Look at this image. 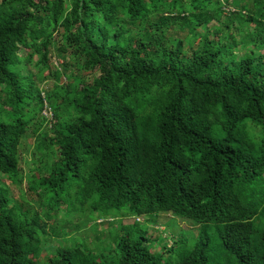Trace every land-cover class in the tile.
Listing matches in <instances>:
<instances>
[{"label":"trees","instance_id":"obj_1","mask_svg":"<svg viewBox=\"0 0 264 264\" xmlns=\"http://www.w3.org/2000/svg\"><path fill=\"white\" fill-rule=\"evenodd\" d=\"M263 207L264 0H0V264H264Z\"/></svg>","mask_w":264,"mask_h":264},{"label":"rangeland","instance_id":"obj_2","mask_svg":"<svg viewBox=\"0 0 264 264\" xmlns=\"http://www.w3.org/2000/svg\"><path fill=\"white\" fill-rule=\"evenodd\" d=\"M225 6V5H224ZM227 7V6H226ZM241 18L237 19L235 21L236 24H240L241 22ZM221 24L218 23V26H220ZM134 32H137L136 29ZM180 36L183 35L182 31H180L178 33ZM244 48H240V51H243ZM24 51H26V49H20V53H23ZM37 58V55L36 54H33L31 59H30V62L28 64L26 63H23V62H19L16 66H13L11 67L12 69H19L22 73H24L25 71H34L35 68L32 66V62L35 61V59ZM50 60L52 61V66H51V70L55 67V58L54 57H50ZM47 70L44 69L41 73V75L37 78H35V85L37 88H39L40 90H42V93L44 94H47V92H49V90L51 89L52 87V79L51 78H45V74H46ZM44 76V77H43ZM63 80V76H60L58 79H56L54 81V83H61V81ZM44 115L46 116H49V112L47 110H44ZM39 124V121L35 122V125H38ZM31 140L32 138L31 137H28L26 138V141L23 142L25 143V146L27 145H31ZM23 143V145H24ZM23 148H19V151H21V153H23ZM30 155H27V160L28 162L32 161L33 158L29 157ZM27 166L28 164H23L22 166V171L23 173L26 174V171H27ZM6 183V182H5ZM10 190L16 195H19V188H16L15 186H11L10 187ZM35 207V206H34ZM166 208L162 205V206H158V207H150L148 208L147 212H152L154 213L153 215L152 214H143L141 216H139L137 219H134L133 217H121L120 218V223L121 224H127V223H131L133 220L134 221H138V222H141V224L143 225V227L146 229V232L148 234V238H149V242H148V247H149V250L150 251H159L160 250V244L162 243L163 241V237H167L169 235V231L171 230H174L175 232L179 231L182 227H178L177 224H175V222L173 220H170V221H167V218L170 215V213H167ZM262 210H264V207L262 208ZM61 214V211L60 210H57L55 216H56V220L59 219V216ZM44 212H40L39 213V216L41 217V219L43 220L44 218ZM94 213H92L87 219H91L93 217ZM88 215H85L82 217V222H84L85 218L87 217ZM153 216V217H151ZM153 218V221L154 223H151L149 220ZM179 218V217H178ZM86 219V220H87ZM107 221H110L109 223H112L111 221V217H109L107 219ZM181 223V225H184L186 226L188 229V231H190L191 233L194 232V226L193 224H191V226L189 227L188 225H186L185 223L183 222H179ZM113 230H116L117 228V222H113ZM168 224V226L166 225ZM63 225V228L66 229V231L70 232L71 234L73 233H77L79 235H81L82 237V241H85V246H89L91 248V252L92 253H96L97 251H99L100 247L99 245L96 243L97 241L99 242L101 239H104V238H107L108 237V231L106 229V226L105 224H103V222L101 221V218H96L95 221L93 223H90L89 220H87L86 224L83 225L81 228L77 229V230H74V228L69 225V224H66V223H62ZM184 229V228H182ZM95 233V235L97 236V241L95 242H90L92 239H93V234ZM171 236H175L174 233H170ZM158 236V237H157ZM171 236H169L168 240L166 241L165 245H169L170 243V238ZM74 240V239H73ZM103 241H100V243L103 245ZM54 243H60V244H66L65 241H63L61 239V237H56V240L54 241ZM100 244V245H101ZM42 245V249L40 251V253L43 252L44 250V243L41 244ZM145 247H147V244H144ZM107 248L104 247L102 250H106ZM46 253V252H45ZM44 253V254H45Z\"/></svg>","mask_w":264,"mask_h":264},{"label":"clouds","instance_id":"obj_3","mask_svg":"<svg viewBox=\"0 0 264 264\" xmlns=\"http://www.w3.org/2000/svg\"><path fill=\"white\" fill-rule=\"evenodd\" d=\"M232 203V202H231ZM166 212L167 213H170V215L171 216H169L168 218H167V220H166V222L167 221H170V220H173L174 222H175V224H177V226L178 227H182V228H187L186 226H184V225H181V223H179V222H183V223H185L186 225H188L189 227L191 226V224H193L194 226H197V224L196 223H194V222H192L191 220H189V219H186V218H184V217H179V215H176V214H174L173 212H171L170 210H166ZM124 217H126V216H124ZM179 217V218H178ZM134 219H137V218H134ZM151 223H154V221L152 220V221H150ZM188 229V228H187ZM189 230V229H188ZM170 233H177V232H175L174 230H171V231H169V235L167 236V237H163V241H162V243H166V241L168 240V238H169V236H171V234ZM158 237V236H157ZM162 243L160 244V247H161V245H162ZM170 243H171V238H170ZM170 243H169V245H170ZM168 246V245H167Z\"/></svg>","mask_w":264,"mask_h":264}]
</instances>
